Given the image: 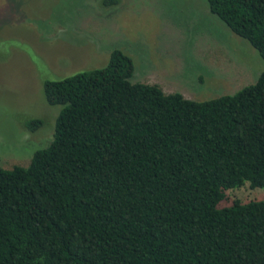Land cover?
I'll return each instance as SVG.
<instances>
[{"label":"trees","instance_id":"16d2710c","mask_svg":"<svg viewBox=\"0 0 264 264\" xmlns=\"http://www.w3.org/2000/svg\"><path fill=\"white\" fill-rule=\"evenodd\" d=\"M205 2L264 63V0ZM132 74L112 50L42 82L60 109L46 147L0 167V264H264V199L222 205L245 183L264 189V70L206 101Z\"/></svg>","mask_w":264,"mask_h":264},{"label":"rangeland","instance_id":"374dc122","mask_svg":"<svg viewBox=\"0 0 264 264\" xmlns=\"http://www.w3.org/2000/svg\"><path fill=\"white\" fill-rule=\"evenodd\" d=\"M112 50L133 65L130 83L191 101L232 95L264 70L256 51L212 15L205 0H0V167H25L48 145L59 106L42 82L103 67ZM42 122L35 131L23 124ZM227 205L264 199L245 183Z\"/></svg>","mask_w":264,"mask_h":264}]
</instances>
